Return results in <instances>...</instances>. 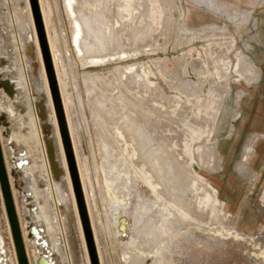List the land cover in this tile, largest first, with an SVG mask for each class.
I'll return each instance as SVG.
<instances>
[{"label": "rangeland", "instance_id": "rangeland-1", "mask_svg": "<svg viewBox=\"0 0 264 264\" xmlns=\"http://www.w3.org/2000/svg\"><path fill=\"white\" fill-rule=\"evenodd\" d=\"M34 2L35 26L86 240L62 166L61 213L76 264H264V0H89L85 10L79 7L83 12H76L77 3L74 8L69 0H42L75 138L79 149L82 142L86 147L82 162L94 230L39 1ZM14 3L21 32L34 47L38 73L31 80L37 103L30 102L27 93L19 99L9 95L2 84L9 75L5 63L14 57L20 62L6 26L9 14L2 10V151L30 264H41L44 256L49 264H68L57 226L55 252L33 236L31 215L38 203L47 206L54 223L57 215L38 140L30 138L18 108L27 105L29 112L42 101L49 107L45 127L54 142L57 131L35 26L18 8V0ZM76 21L85 23L84 31ZM87 22L93 25L92 34ZM98 38L109 42L101 43L99 51L93 45ZM76 39L83 40L87 55ZM239 54L246 62L240 72L235 66ZM5 115L15 123L13 132L3 121ZM28 163L36 177L24 173ZM109 166L127 170L133 187L142 192L132 187L122 199L109 181ZM36 221L46 226L40 218ZM0 243V259L18 264L1 187Z\"/></svg>", "mask_w": 264, "mask_h": 264}, {"label": "bare ground", "instance_id": "bare-ground-1", "mask_svg": "<svg viewBox=\"0 0 264 264\" xmlns=\"http://www.w3.org/2000/svg\"><path fill=\"white\" fill-rule=\"evenodd\" d=\"M39 1V5H40V9H41V14H42V18H43V23H44V27H45V31H46V34H47V38H48V43H49V47H50V52H51V56H52V60H53V63H54V68H55V71H56V75H57V81H58V85H59V89H60V94H61V98H62V103H63V106H64V112H65V116H66V120H67V125H68V130L70 132V137H71V142L73 144V151H74V155H75V159H76V164H77V167H78V172H79V176H80V179H81V183H82V188H83V191H84V197L86 198V203L88 204L87 206V209H88V212L90 211V220L92 222V227H93V230L95 229L94 228V219H93V215L91 213V209H90V206H89V197H88V193H87V189H86V185H85V175H84V170H83V162H82V151H84V154H85V151H86V147H85V143H80V147L81 149H79V146H78V143L76 141V138H75V132H74V128H73V125H72V120L70 118V107H69V104H70V101L68 99V95L66 94L65 90H64V87L62 85V80H61V76L59 74V71H58V65L56 64V60H57V56H56V52H55V45L53 43V40L51 39V36H50V32H49V22H48V19H49V15L47 14V12H45V9H44V6H43V2L42 0H38ZM71 1L70 3H72L73 7L75 6V3H77V7L76 9V12L77 10L79 9V7L83 10H85V6L87 7L88 4L92 3V2H87V0H69ZM91 1V0H90ZM18 8H21L23 13H25L24 15L25 16H29L28 18H30L31 20V23L33 24L32 26H35V19H34V13H33V7H32V4H31V0H18ZM80 2V3H79ZM104 4V3H103ZM120 4V3H119ZM49 8V7H48ZM75 8V7H74ZM78 8V9H77ZM79 9V11L81 10ZM90 9V8H89ZM2 10L5 12V13H8L9 15L8 18L10 19L8 22L9 24L6 25L8 26L9 28V35L11 37V41L15 42L14 43V46H13V49H15V52L17 53V58L19 59L20 62H17L16 58L14 57V59L10 62V63H5L3 61V63H5L4 65V68H5V72H9V75H5L2 80H3V84H4V87L6 88V90L8 91L7 93L11 96H14L16 98H21V95H24V93H27L28 96H29V100L30 102L32 103H37L36 102V98L34 96V87H33V83H32V80H31V77L33 79H37V73H38V69L36 67V65L33 64L34 62V47H33V44H32V41H29V39L27 38V35L24 34L23 35V32H21V22H20V17H19V14H18V11H17V7H15V3H14V0H0V12H2ZM81 10V12H83ZM80 12V13H81ZM4 13V14H5ZM1 14V13H0ZM79 14V13H78ZM83 14V13H82ZM86 14V12H85ZM101 14V13H100ZM81 15V14H80ZM99 15V14H98ZM84 16V15H83ZM86 16V15H85ZM82 17V16H81ZM80 17V18H81ZM94 17V15H93ZM79 18V19H80ZM82 19V18H81ZM89 19V18H88ZM98 19V18H97ZM83 20V19H82ZM88 21V20H87ZM78 21H76V24L78 26V29L79 28H82V30L85 28V23L82 24H78L77 23ZM80 22V21H79ZM75 24V26H76ZM86 28L88 29V31L90 30L91 32V29L92 27L90 26H93L91 25V23L87 22L86 24ZM105 25V24H104ZM150 26V25H149ZM143 27V26H142ZM91 28V29H90ZM98 28V27H97ZM107 28V27H106ZM35 29H36V26H35ZM85 29V30H87ZM146 29V28H145ZM80 30V29H79ZM112 30V29H111ZM36 31V38H35V44H36V48H37V53H38V56H40V58H42V63L44 64V67H43V76H44V80H45V83H46V87H47V91H48V98H49V104L51 107H52V112L54 111V125L56 127V131H57V140L56 142H54L55 140L53 139V137H50L48 135V131H46V128L45 127V124L47 123L46 121V114H47V104H44L42 101L39 102V105H32L30 108V111L28 112L27 109V105H23L21 106L20 108H18V114H21L23 116V122L22 124L24 126L27 125L26 128H29L30 131H29V135H30V138L32 137L33 139L37 138L38 140V143H39V146H40V149H41V152H42V155H43V162H44V170H45V173L47 175V179H48V182H49V185H50V188L52 190V194H53V200H54V204H55V208H56V219L57 220V223L53 222L52 220L53 217L48 213L46 212V208L47 206L46 205H43V204H39L36 206V208L33 209V212H32V222L33 223V236L35 238V240L40 244V246L42 245L43 247H46L49 251L51 252H55L56 250V244H57V237L54 236V230L57 228L59 229L60 233H61V238H62V241H63V244L65 246V250H66V256H67V259H68V264H76V262L74 261V253H73V250H72V247L70 245V242H69V238H68V232H67V224L64 220V217L61 213V197H60V180H62V174H63V170H62V166H64L65 170H66V177L68 179V182L70 184V188L72 190V196L74 197L73 199L75 200V192H74V188H73V182H72V178H71V173H70V170H69V164H68V160H67V155H66V152H65V148H64V144H63V139L61 137V133H60V130H59V124H58V120H57V116H56V113H55V108H54V103H53V98H52V94H51V90H50V86H49V80H48V76H47V71H46V67H45V63H44V58H43V53H42V50H41V46H40V43H39V37H38V32H37V29L35 30ZM84 31V30H83ZM96 31V30H94ZM100 31H101V28H100ZM108 32V31H107ZM86 33V32H85ZM95 33V32H94ZM113 33V32H111ZM111 33H108L110 34L111 36ZM79 34V33H78ZM78 34L76 35V37L78 36ZM92 34V32L90 33ZM104 34V33H103ZM114 34V33H113ZM87 35V34H86ZM135 35V34H134ZM147 35V34H146ZM144 35V36H146ZM150 35V33H149ZM81 36V35H80ZM95 36V34H94ZM97 36V35H96ZM114 36V35H112ZM54 37V36H53ZM90 37V36H89ZM93 37V36H92ZM82 38V37H81ZM88 38V36H87ZM111 38V37H110ZM107 39V37H106ZM85 40V39H84ZM91 40V39H90ZM89 41V43L91 44L92 46V40ZM108 40V39H107ZM106 40V41H107ZM112 40H113V37H112ZM115 40V38H114ZM139 40V39H138ZM137 40V41H138ZM77 41V45L78 47L86 54V50L87 48H84V44H83V40L82 39H76ZM94 41V40H93ZM103 41V40H102ZM101 41V39L97 41H94L96 44H93L95 45V47L97 48V50L99 48H101L102 44L103 43ZM105 41V40H104ZM105 41V42H106ZM142 41V39H141ZM144 41V39H143ZM104 42V43H105ZM108 42V41H107ZM140 42V41H139ZM145 42V41H144ZM87 43V41H86ZM104 46H107L106 44H104ZM109 43V42H108ZM115 43V42H114ZM89 44V46H90ZM117 44V43H116ZM87 46V45H86ZM88 47V46H87ZM93 47V48H95ZM115 47V46H114ZM113 47V48H114ZM92 47L91 48H88L89 50L93 49ZM106 48V47H105ZM108 48V47H107ZM111 48V47H110ZM86 49V50H85ZM57 51V50H56ZM94 51H96V49H94ZM99 51V50H98ZM106 51V50H105ZM112 51V50H111ZM107 52H110V51H107ZM91 53V51H90ZM104 53V52H103ZM87 55V54H86ZM93 55V53L91 54ZM94 56V55H93ZM96 56V54H95ZM224 57V56H223ZM244 59L242 58V55L239 54L238 55V63L236 65L237 69H241L242 65L241 63L245 62V60L243 61ZM248 62V61H247ZM242 63V64H243ZM246 63V62H245ZM215 66L218 67L216 69H219V63H215ZM247 66H251L249 64H247ZM221 69V68H220ZM223 70V69H221ZM31 72L32 75H31ZM240 72V71H239ZM222 73V72H221ZM7 74V73H6ZM242 75V74H241ZM238 80V79H236ZM227 87V86H226ZM31 104V103H30ZM39 106V107H38ZM50 110V109H48ZM3 121L4 123L6 124L9 132H13L14 129H15V123L13 122L12 119H10L7 115H5L3 117ZM133 124V123H132ZM131 124V126H133ZM136 125V124H135ZM138 126V125H137ZM140 126V125H139ZM135 130L136 126H134ZM140 128V127H139ZM130 129H133V127ZM141 130V129H140ZM132 131V130H131ZM138 131V130H137ZM146 131V130H145ZM135 132V131H134ZM139 132V131H138ZM116 133L118 136H123V132L118 128L116 127ZM133 134V132H130ZM141 133H142V130H141ZM146 133V136H147V132ZM137 134V133H136ZM143 134V133H142ZM141 134V135H142ZM28 135V134H27ZM28 135V136H29ZM140 135V133H139ZM138 135V136H139ZM149 135V134H148ZM137 136V135H136ZM137 136V137H138ZM144 136V134L142 135ZM140 137V136H139ZM138 137V138H139ZM125 138V137H124ZM144 138V137H143ZM147 138V137H146ZM1 134H0V142L2 141L1 140ZM137 139V138H136ZM140 139V138H139ZM149 138H147L148 140ZM36 140V141H37ZM141 140V139H140ZM130 141V140H129ZM128 141V142H129ZM143 142V139L141 140ZM140 141V142H141ZM150 141V139L148 140ZM152 141V140H151ZM146 142V144L148 143L147 141H144V143ZM2 143V142H1ZM105 143V142H104ZM103 143V144H104ZM106 144V143H105ZM104 144V145H105ZM143 143L139 144V146L141 145L142 146ZM150 145V144H149ZM2 146V144H1ZM84 146V147H83ZM106 146V145H105ZM155 146V145H154ZM157 146V145H156ZM143 147H146V146H143ZM105 148V147H104ZM142 149V148H141ZM145 149V148H144ZM82 150V151H81ZM136 150V149H134ZM133 150V151H134ZM152 150V149H151ZM142 151V150H141ZM149 151V150H148ZM147 151V153H148ZM159 151V150H158ZM110 153V152H109ZM149 155V154H148ZM4 156V155H3ZM158 156V155H157ZM5 157V156H4ZM150 158V156H148ZM142 158V157H141ZM148 158V159H149ZM144 160V159H143ZM151 160V159H150ZM5 161V160H4ZM148 161V160H147ZM7 163V162H6ZM5 163V165H6ZM145 163V162H144ZM106 164V163H105ZM113 164V163H112ZM110 163V165H112ZM146 164V163H145ZM28 166H26L27 171H25L24 169V173H28V174H32L34 177L35 174L32 171H30V167H32V164L31 163H28L27 164ZM108 165V164H107ZM147 165V164H146ZM116 166V169H117V165H114ZM114 166H109L111 168H107L109 171V175H108V178H109V181L113 184V186L115 187V189L118 191V193L120 194L121 198L124 199L128 192L131 190V188L135 185L133 182V179L132 177L130 176L131 174L129 172H126L122 169V167H119L118 170L114 169L113 167ZM124 166V165H123ZM148 166V165H147ZM24 167V166H23ZM152 167V166H151ZM25 168V167H24ZM124 168V167H123ZM6 169H7V172H8V167L6 165ZM21 169V168H20ZM29 169V170H28ZM116 171H114V170ZM148 169V168H147ZM153 169V167H152ZM22 170V171H23ZM152 171V170H151ZM30 172V173H29ZM107 172V173H108ZM87 173V172H86ZM152 173V172H151ZM164 173V172H163ZM22 174V173H21ZM130 174V175H129ZM153 175V174H152ZM155 175V174H154ZM158 175V174H157ZM87 176V175H86ZM8 177H9V174H8ZM118 178V179H117ZM9 181L11 182L10 180V177H9ZM136 181V180H135ZM158 182V181H157ZM141 183V182H140ZM13 184V183H12ZM141 185V184H139ZM139 187V186H138ZM135 188V187H133ZM137 188V187H136ZM135 188V189H136ZM199 188V187H198ZM139 189V188H137ZM142 189V188H141ZM12 190V188H11ZM134 190V189H132ZM140 190V189H139ZM138 190V192H139ZM193 190V189H192ZM191 190V191H192ZM141 191V190H140ZM2 192V191H1ZM142 192V191H141ZM133 193H135L133 191ZM132 194V193H131ZM12 195H13V192H12ZM15 197V196H14ZM13 197V199H14ZM132 197V196H131ZM130 197V198H131ZM4 200V199H3ZM129 202V201H128ZM14 203H15V200H14ZM5 205V203H4ZM70 206L71 205H67L65 206V211L67 212L68 210H70ZM15 207H16V212H17V216H18V210H17V205L15 203ZM34 207V206H32ZM74 207L77 208V216H78V223H79V227L82 231V234H83V240L86 242L85 240V237H84V232H83V227H82V223H81V220H80V215H79V209H78V205H77V201L75 200V204H74ZM6 209V207H5ZM193 211V210H192ZM7 213V212H6ZM69 213V212H68ZM117 215H120V214H117ZM199 215V213H198ZM8 217V215H7ZM118 217V216H116ZM36 218H40L43 223L46 225V226H42V225H39L37 224V221H36ZM18 220H19V224H20V228H21V232H22V236H23V240H24V245H25V249H26V254H27V257H28V251H27V246H26V243H25V239H24V232H23V226L20 222V219H19V216H18ZM35 220V221H34ZM118 220V219H117ZM119 221V220H118ZM152 221V220H151ZM8 222H9V219H8ZM120 222V221H119ZM57 224V225H56ZM42 226V228H40ZM57 226V227H56ZM9 228H10V232H11V235H12V231H11V227H10V223H9ZM81 233V232H80ZM96 235L94 234V237ZM13 238V236H12ZM97 238L95 237V240ZM14 241V239H13ZM189 241V240H188ZM96 242V241H95ZM184 242V241H183ZM15 245V244H14ZM85 246V245H84ZM263 247V246H262ZM261 248V247H260ZM1 249H2V246H1V243H0V255L2 254L1 253ZM15 250H16V247H15ZM98 250V249H97ZM255 251V250H254ZM259 251V250H258ZM257 252V251H256ZM16 256H17V253H15ZM101 255V254H100ZM87 258H88V261H90L89 259V256L87 254ZM49 257L48 256H44L40 263L41 264H49ZM28 260H29V257H28ZM17 261H18V257H17ZM30 260H29V264H30ZM78 263V262H77ZM0 264H5L4 260L0 259ZM19 264V263H18ZM89 264H91L89 262Z\"/></svg>", "mask_w": 264, "mask_h": 264}, {"label": "water", "instance_id": "water-1", "mask_svg": "<svg viewBox=\"0 0 264 264\" xmlns=\"http://www.w3.org/2000/svg\"><path fill=\"white\" fill-rule=\"evenodd\" d=\"M32 4L35 6L34 9L36 10V3L34 2V0H32ZM42 42H43L42 46H44V39L43 38H42ZM44 49H45L44 51L46 54L45 46H44ZM46 60L48 63L47 54H46ZM2 84H3V82H2ZM60 122H61L62 132L64 134L67 149H68L66 134L64 132V128H63L61 119H60ZM68 153H69V150H68ZM68 157L70 159V153H69ZM70 163H71V159H70ZM71 166H72V163H71ZM72 172H73V168H72ZM0 187H1L2 196L4 199V203H5L6 212L8 215L11 231H12V236L14 239V244L16 247L18 263L19 264H29V260H28L27 254H26L24 240H23V236H22V232H21V228H20V224H19V220H18V216H17V212H16V207H15V203H14V199H13V195H12L11 184L9 181L8 172H7L5 161H4L1 142H0Z\"/></svg>", "mask_w": 264, "mask_h": 264}, {"label": "crops", "instance_id": "crops-1", "mask_svg": "<svg viewBox=\"0 0 264 264\" xmlns=\"http://www.w3.org/2000/svg\"><path fill=\"white\" fill-rule=\"evenodd\" d=\"M237 55V54H236ZM237 57V56H236ZM238 61V60H237ZM236 64H237V62H236ZM236 66V65H235ZM237 69V68H236ZM239 71H240V69H238Z\"/></svg>", "mask_w": 264, "mask_h": 264}]
</instances>
